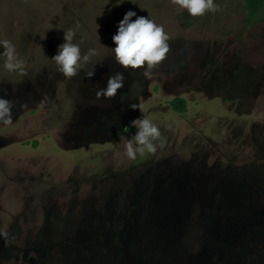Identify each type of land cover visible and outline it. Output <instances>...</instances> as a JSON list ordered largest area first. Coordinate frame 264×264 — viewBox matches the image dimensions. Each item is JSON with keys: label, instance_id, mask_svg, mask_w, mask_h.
I'll return each mask as SVG.
<instances>
[{"label": "rangeland", "instance_id": "obj_1", "mask_svg": "<svg viewBox=\"0 0 264 264\" xmlns=\"http://www.w3.org/2000/svg\"><path fill=\"white\" fill-rule=\"evenodd\" d=\"M215 2L192 17L171 0H0V40L26 66L0 56L14 103L0 124V264H264V18ZM129 10L162 24L170 51L150 79L124 71L97 99L123 71L111 37ZM69 28L97 50L91 79V65L65 78L50 60ZM142 116L163 144L131 160Z\"/></svg>", "mask_w": 264, "mask_h": 264}, {"label": "clouds", "instance_id": "obj_2", "mask_svg": "<svg viewBox=\"0 0 264 264\" xmlns=\"http://www.w3.org/2000/svg\"><path fill=\"white\" fill-rule=\"evenodd\" d=\"M181 10H186L192 17L203 16L205 13H215L219 6L215 0H171ZM133 17H136L134 20ZM116 32L111 37L114 47L110 48L113 59L123 71L109 75L106 85L99 88L96 98H111L117 95V90L124 87V71L144 69L142 75L145 79L153 76L152 70L166 59L170 51L169 36L162 24H157L149 16H137L135 11H127L121 20L116 23ZM77 33L69 28L63 30V43L57 46L56 54L50 60L55 62L57 71L65 78H72L80 71L91 65L85 75L91 79L99 61H94L98 55L95 48L82 51L81 44L74 42ZM98 36V35H97ZM99 39V37H98ZM0 56L4 58L3 67L9 72L26 75L25 62L18 56L16 46L8 39L0 40ZM21 108L27 105H20ZM135 109V104H130ZM12 100L0 96V124L13 123ZM137 131L131 138H126L123 148L127 158L135 160L137 156L143 157L155 154L162 146L163 138L160 128L152 119L142 116L131 121ZM6 235V233H4Z\"/></svg>", "mask_w": 264, "mask_h": 264}, {"label": "trees", "instance_id": "obj_3", "mask_svg": "<svg viewBox=\"0 0 264 264\" xmlns=\"http://www.w3.org/2000/svg\"><path fill=\"white\" fill-rule=\"evenodd\" d=\"M244 9L247 13V22L258 21L264 18V0H244ZM183 100L177 99L171 102L173 108L182 111Z\"/></svg>", "mask_w": 264, "mask_h": 264}]
</instances>
